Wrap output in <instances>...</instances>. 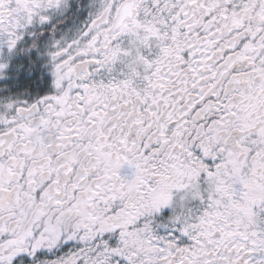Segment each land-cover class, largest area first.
Returning <instances> with one entry per match:
<instances>
[{
	"label": "snow or ice",
	"instance_id": "6c2138e0",
	"mask_svg": "<svg viewBox=\"0 0 264 264\" xmlns=\"http://www.w3.org/2000/svg\"><path fill=\"white\" fill-rule=\"evenodd\" d=\"M0 264H264V0H0Z\"/></svg>",
	"mask_w": 264,
	"mask_h": 264
}]
</instances>
